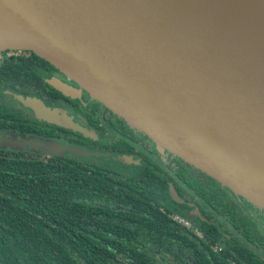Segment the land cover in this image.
Segmentation results:
<instances>
[{
    "label": "water",
    "instance_id": "water-1",
    "mask_svg": "<svg viewBox=\"0 0 264 264\" xmlns=\"http://www.w3.org/2000/svg\"><path fill=\"white\" fill-rule=\"evenodd\" d=\"M5 51L35 53L160 147L264 210V0H0ZM17 100L48 123L91 134L37 98ZM0 143L47 156L100 155L52 140Z\"/></svg>",
    "mask_w": 264,
    "mask_h": 264
},
{
    "label": "trees",
    "instance_id": "trees-1",
    "mask_svg": "<svg viewBox=\"0 0 264 264\" xmlns=\"http://www.w3.org/2000/svg\"><path fill=\"white\" fill-rule=\"evenodd\" d=\"M26 53L0 64V98L9 89L49 90L39 70L49 63ZM0 130L33 134L37 127L0 103ZM157 177L150 169L129 176L71 156L0 147V264H214L216 255L199 254L194 236L153 197ZM211 225L203 223L208 235Z\"/></svg>",
    "mask_w": 264,
    "mask_h": 264
},
{
    "label": "flooded vegetation",
    "instance_id": "flooded-vegetation-1",
    "mask_svg": "<svg viewBox=\"0 0 264 264\" xmlns=\"http://www.w3.org/2000/svg\"><path fill=\"white\" fill-rule=\"evenodd\" d=\"M26 52L30 51L0 52V59L3 60L1 65L27 58ZM39 70L49 90L40 95L22 96L37 98L46 107L73 117L76 122L91 130L90 136L48 123L31 109L23 106L17 100L19 95L9 89L2 94H7L11 98L10 102H2L1 95L0 103L28 117L37 127V131L31 134L18 130H0V137L36 139L43 142L52 140L61 145L90 150L100 155L73 156L69 152H64L56 156H71L92 165L108 167L119 174L131 176L138 174L141 169L155 171L158 177L151 179V184H155L153 197L161 203L162 210L168 213L179 227L194 236L199 246V254L213 253L216 255L213 259L214 264H264V221L261 222V219L257 218L260 224L256 225L246 213L247 209L252 208L264 216L263 209L231 192L215 179L160 147L150 137L93 99L50 63L49 66H43ZM51 82L65 83L75 88L78 95L76 97L66 95ZM0 147L44 154L38 149L11 148L2 143ZM100 158H106L108 161L100 162ZM112 162H121L132 169L112 167ZM164 183L166 185L162 186ZM171 188L175 192V197L170 192ZM263 216L261 217L264 219ZM206 221L212 224L210 237L215 238L216 235H220L219 241L214 243L210 240L208 233L203 229V223ZM225 255L226 260L217 259L218 256ZM197 264L203 263L198 261Z\"/></svg>",
    "mask_w": 264,
    "mask_h": 264
},
{
    "label": "rangeland",
    "instance_id": "rangeland-1",
    "mask_svg": "<svg viewBox=\"0 0 264 264\" xmlns=\"http://www.w3.org/2000/svg\"><path fill=\"white\" fill-rule=\"evenodd\" d=\"M10 99L11 98L7 94H5V95L2 94V98H1L2 102H4V101L6 103L10 102ZM99 160H100V162L108 161L106 158H100ZM111 164H112V167H115V168L126 169V170H131L132 169V167H130L129 165L122 164L121 162L120 163H113L112 162ZM246 213H247V216L249 217V219L252 220L256 225L260 224L258 219H261V222H262V220L264 221V219L261 217L263 215L260 214L259 212L255 211L252 208L247 209Z\"/></svg>",
    "mask_w": 264,
    "mask_h": 264
},
{
    "label": "built area",
    "instance_id": "built-area-1",
    "mask_svg": "<svg viewBox=\"0 0 264 264\" xmlns=\"http://www.w3.org/2000/svg\"><path fill=\"white\" fill-rule=\"evenodd\" d=\"M3 62V60L0 59V64Z\"/></svg>",
    "mask_w": 264,
    "mask_h": 264
}]
</instances>
